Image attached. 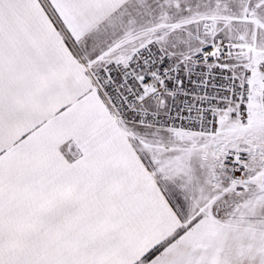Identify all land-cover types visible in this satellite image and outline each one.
<instances>
[{
  "label": "snow or ice",
  "instance_id": "6c2138e0",
  "mask_svg": "<svg viewBox=\"0 0 264 264\" xmlns=\"http://www.w3.org/2000/svg\"><path fill=\"white\" fill-rule=\"evenodd\" d=\"M0 264H264V0H0Z\"/></svg>",
  "mask_w": 264,
  "mask_h": 264
}]
</instances>
